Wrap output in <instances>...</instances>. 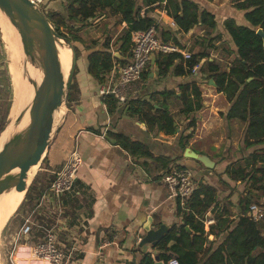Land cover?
Listing matches in <instances>:
<instances>
[{
  "label": "crops",
  "instance_id": "obj_1",
  "mask_svg": "<svg viewBox=\"0 0 264 264\" xmlns=\"http://www.w3.org/2000/svg\"><path fill=\"white\" fill-rule=\"evenodd\" d=\"M131 1L133 12L141 17L146 15L154 19L160 41L163 42L162 33L165 32L164 37L167 38L165 43L176 45L181 55L189 53L191 56L202 54L206 56L201 57L200 63H203L205 59L214 62L213 58L205 54L212 55V52L223 42L234 50L231 37L221 24L222 17H232L238 24H246L243 9L235 6L236 3L245 0H196L202 5H209L210 11L217 16V25L211 34H206L205 30L198 25L188 31H180L172 17L163 8V2L149 4L144 0ZM68 4L69 0L44 1V7L49 12L57 11L63 14H66ZM101 5L102 9L95 11L94 16L84 21L71 19L68 24V30L83 41V44L75 42L82 53L77 58L79 67L76 63L72 100L69 102L73 122L79 125V129L71 135L72 149L70 151L75 150L82 157L75 186L60 200L48 196L50 173L54 170L41 167L33 183L26 190L29 204L22 212V216L24 219L29 216L39 226V228L33 226L30 236L33 241L40 239L44 229L56 227L59 242L73 252L70 264H138L144 255H149L154 260L159 253L157 249L159 241L155 245H139L144 235L142 226L148 217L152 219V228H158L163 224L167 231L172 225L182 223L181 214L177 215V201L169 197L167 186L162 182V177L168 170L188 169L196 185L201 181L217 189V204L213 209H209L205 217L214 215L226 197L232 214L238 215L237 200L246 188L240 193L233 192L232 181L234 180H231L225 173L227 165L233 161L226 162L225 159L221 160L220 156L214 157L213 166L209 168L200 161L184 155L185 149L189 148L192 152L206 155L211 159L208 151L197 144V140L202 136L193 137L194 128L187 125L188 115L201 110L202 105L199 110L190 113L182 111L183 105L179 99L178 86L200 82L199 76L197 77L198 69L190 75L174 73V66L180 62H184L185 66L186 60L183 56L182 60L175 61L165 76L158 75L155 64H152L150 60L151 66H146L144 70H148L149 74L146 77H140L133 84L128 92L127 101L116 102L113 112L107 111L103 96L98 94L101 81L95 80L87 73L86 55L88 51L84 49V46L92 50L99 48L105 41H109L111 48L115 45L122 60L129 58L119 51L123 43L124 30L129 23L121 18L119 10L113 12L112 6ZM199 11H201V5ZM173 36L176 38V43L173 41ZM130 44L132 45L131 40ZM160 54L154 53V62L160 58ZM115 65L117 63L113 67ZM162 92L174 94L165 96ZM153 93L156 95L151 97ZM130 100H146L155 108L167 107L176 121L175 136L169 138L160 134L156 129L148 130L143 122L128 113ZM174 101H178L182 107H172ZM65 109L67 112V106ZM195 115L197 116V113ZM233 119L226 118L231 130ZM205 127H208V123H205ZM110 133L123 134L131 140H140L155 156L159 157L151 159L132 156L116 143ZM180 135L190 136L188 140H185L184 149L178 143ZM70 151L65 153L62 163ZM220 160L221 162L217 163ZM216 174L218 181L214 179ZM58 201H61L60 204L57 203ZM209 226L204 224L205 232H208ZM226 234L222 232L218 235L222 236L221 241ZM208 236L210 239L218 237L212 234ZM205 245L206 243L204 247Z\"/></svg>",
  "mask_w": 264,
  "mask_h": 264
},
{
  "label": "trees",
  "instance_id": "obj_2",
  "mask_svg": "<svg viewBox=\"0 0 264 264\" xmlns=\"http://www.w3.org/2000/svg\"><path fill=\"white\" fill-rule=\"evenodd\" d=\"M144 1L149 4L163 2V8L172 17L180 31H188L198 25L205 30L206 34H211L217 25V16L210 11V6L202 5L196 0ZM101 4L112 6L113 12L119 10L121 18L129 23L122 36L123 43L119 47L120 53L129 57L131 32L147 29L155 23L152 17L146 15L141 17L133 12L131 0H69L66 14L57 11L45 13L43 9L42 11L55 31L73 45L78 58L82 52L75 42L83 44V41L68 30L69 21L71 19L84 21L94 16L95 11L102 9ZM200 5L201 11H199ZM235 6L243 9L246 24H238L232 17L221 19V24L230 35L234 46L231 53L235 54V57L229 69L222 70L208 60L200 63L201 57H206L202 54L201 56H190L185 62L186 68H184V62H180L174 66L173 71L176 75H190L192 67L198 66L199 72L209 73V78L213 79L219 92L227 94L231 101L234 99L226 118L229 120L236 118L241 123L247 124L244 137L245 147H261L229 163L225 173L231 180L247 181L251 186L247 187L237 200L239 213L235 225L230 227L232 223L230 217L234 216L230 210V204L229 206L223 205L218 207L213 215L215 224H211L208 232H205V215L217 204V189L201 181L197 183L185 208L177 204V215L181 214L182 223L172 225L157 244L159 250L157 257L163 263L175 257L179 264H264V215L258 221L247 216L249 206L258 204V197L264 196V44L262 38L256 34L258 27L264 31V0H245L236 3ZM164 33H162V39L166 42L167 38L164 37L166 35ZM173 41L176 43L174 36ZM84 49L88 51L86 55L87 73L97 81L102 82L105 74L113 68L115 63H126L125 60L113 56L109 41H105L97 49L89 50L86 46ZM176 60H182V55L178 52L160 54V58L154 62L158 75L165 76ZM150 66L149 63L147 67ZM148 74V70L144 71L141 77H146ZM73 77L66 96L68 111L47 147V152L40 163L42 168L55 170L61 167L65 153L72 149L71 135L79 129L78 123L73 122L70 115L72 110L69 108L74 88ZM178 88L184 113L201 108L202 97L198 84L191 82L179 85ZM162 93L165 96L174 94L172 92ZM154 95L156 93L151 94V97ZM103 103L109 113H112L116 107V100L111 95L103 96ZM160 107L163 109L155 108L146 100H130L128 113L143 122L148 130L156 129L160 134L173 138L177 127L176 121L167 107ZM4 125L5 120H2L0 132ZM110 135L132 156L151 159L159 157L155 156L140 140H131L123 134L110 133ZM188 137L190 136H179L178 143L182 149L185 148V140ZM52 178L53 176L50 181ZM222 232L227 233L226 237L215 248L204 247L209 234L218 236ZM138 264H155V262L149 255H144Z\"/></svg>",
  "mask_w": 264,
  "mask_h": 264
},
{
  "label": "water",
  "instance_id": "obj_3",
  "mask_svg": "<svg viewBox=\"0 0 264 264\" xmlns=\"http://www.w3.org/2000/svg\"><path fill=\"white\" fill-rule=\"evenodd\" d=\"M0 10L17 30L25 60L30 62L41 78L39 84L28 76L33 95L29 104L14 120L18 126L27 115L26 123L21 128L14 129L0 149L1 194L11 189L19 192L27 190L26 171L41 163L48 145L64 120L65 112L60 124L53 129L55 111L61 106H66V96L72 82L77 56L73 45L55 31L44 12L31 0H0ZM256 34L262 38L264 44L263 29L258 28ZM57 45L65 46L71 52L70 68L66 76L61 70ZM113 56L123 59L118 52ZM154 58L153 53L150 59L152 64ZM124 60L127 61L128 58ZM8 122L0 134L6 129ZM184 155L200 161L205 167L213 166L209 157L196 154L189 148L185 149ZM151 224L152 219L148 217L142 226L144 235L139 241L140 246L157 244L167 231L163 224L158 228H152ZM186 229L188 230L187 227ZM154 260L155 264H163L157 256Z\"/></svg>",
  "mask_w": 264,
  "mask_h": 264
},
{
  "label": "rangeland",
  "instance_id": "obj_4",
  "mask_svg": "<svg viewBox=\"0 0 264 264\" xmlns=\"http://www.w3.org/2000/svg\"><path fill=\"white\" fill-rule=\"evenodd\" d=\"M42 9L45 11V13L49 12V10H46L44 6ZM0 17H3V15L0 14ZM17 46V50L19 53L18 56L17 54L7 49L8 47L2 41L0 30V122L2 120H5V124L8 121L10 122L11 115H14V111H16L18 92L17 83L20 80L14 82V75L17 66H19V70L21 71V54L19 43H17ZM60 48L62 47L60 46ZM112 49L113 54L117 52L115 45H113ZM231 52L232 50L230 49V46L227 43L223 42V44H219L218 48L214 52H212V55H205H207V57L213 58V63L218 65L222 70H228L232 65V60L235 57V54H232ZM62 55L65 57L67 65L71 63L69 58V51H64ZM13 57H16L18 59V64H16L17 62L14 63ZM206 60L208 59H205V61ZM77 66L79 67V62L77 63ZM198 76L200 79L198 86L203 99L202 108L198 112H195L197 113V116L195 115V113H191L186 119L188 127L191 126L194 128V131H192L193 137L198 138V136H202V138L197 140V144L200 145L202 149L208 151V153L211 155L210 160L212 161L214 157L220 156L221 160L225 159L226 162L235 161L248 155L254 149L261 147H245L243 139L245 136L247 124H243L236 119H233V121H231L233 126L231 130L229 128V122L225 118L228 110L234 102V99L231 101L227 94L223 92L221 93L217 90L214 81L209 78L208 72H199V74L197 73V77ZM26 95L27 93L25 94V96ZM25 96L22 98L21 102L24 100ZM177 106L181 105L178 101H174L172 107L177 108ZM64 112H66V109L64 106H61L60 110L58 111L60 116L55 123L54 129L60 124L64 116ZM205 123H208L207 128L205 127ZM191 135L192 134H190V136ZM189 138L190 137H188L187 140ZM221 160L217 163H220ZM40 169L41 167L39 163V165L35 169L31 181L27 185V188L31 186L33 180L36 177V174L40 172ZM56 170L58 169H55L54 172ZM54 172L50 173V178L54 175ZM214 179L218 181L217 174L214 176ZM232 184H234L233 192L235 191V193H240L245 188L251 186L247 181H232ZM28 200L29 199L26 198V191H24L23 201L21 202L18 209L10 215L5 223L0 225V264H39L38 261L34 258L30 259V248H28L32 243H35V241H33L32 239L27 240V244H17L16 248V244L13 241L15 232L24 223L22 212L25 210L27 204H29ZM227 200V197L223 199L220 207L223 205H227L229 202ZM257 200V205H259L261 209H264V196H259ZM237 216L238 215L234 213V216L230 217V220L232 221V223L230 224L231 228L235 225ZM212 217L213 215H210L207 217V219H211ZM34 235H36V233H34ZM221 237L222 236H218L217 238L214 237L215 239H210L209 236H207L205 247L211 246L212 248H214L215 245L221 241Z\"/></svg>",
  "mask_w": 264,
  "mask_h": 264
},
{
  "label": "built area",
  "instance_id": "obj_5",
  "mask_svg": "<svg viewBox=\"0 0 264 264\" xmlns=\"http://www.w3.org/2000/svg\"><path fill=\"white\" fill-rule=\"evenodd\" d=\"M36 6L42 10L45 0H31ZM131 51L126 63L115 65L104 77L99 84L98 94L100 96L111 95L117 103L127 101L128 92L135 82H137L146 66L150 62L153 53H173L179 49L172 43H165L158 38L157 27L155 24L147 29L135 30L131 33ZM185 60L191 56L189 53H182ZM197 69V66L192 67V72ZM82 163L81 155L73 150L66 156L61 167L54 172L48 186V196L60 200L65 195L69 194L76 182L77 171ZM162 182L165 183L168 189L169 197L177 201L181 208H185V204L194 191L196 184L193 181V175L190 170L185 168H172L162 177ZM61 201L57 203L60 204ZM59 207V206H58ZM264 215V209H261L257 204H251L247 216L258 221ZM214 220H204V224L211 225ZM33 226L39 228L28 216L24 219L23 225L15 232L13 241L15 248L17 244H27L30 240ZM43 235L32 243L30 248V259L40 260L47 264H70L73 258L72 250L66 249L57 238V228L50 227L43 231ZM27 246V245H25ZM164 264H179L175 257H171Z\"/></svg>",
  "mask_w": 264,
  "mask_h": 264
},
{
  "label": "bare ground",
  "instance_id": "obj_6",
  "mask_svg": "<svg viewBox=\"0 0 264 264\" xmlns=\"http://www.w3.org/2000/svg\"><path fill=\"white\" fill-rule=\"evenodd\" d=\"M0 14L3 15V17H0V30H1L2 41L8 47L7 49L17 54V56L19 54L17 50V47H18L17 43H19V49H20V54H21V71L19 70V66H17L15 75H14V82H17L20 80L17 83L18 92H17L16 111H14L15 112L14 115H11V119H10V122L8 123V126L0 135V149H1L4 142L8 139L9 135L11 134V132L14 131V129L21 128L26 123L27 115H25V117L23 118V120L18 126L15 125L14 120L18 116V114L21 112V110H23V108H25L29 104V102L31 101L32 95H33V89L28 81V76H31V78L35 79L37 83L39 84L41 83V78L39 74L37 73V71L32 67L30 62L25 60V57L22 52L20 37H19L17 30L13 27L9 19L2 12ZM60 46L61 45H57L58 50H59V60H60L61 70L64 76H66L70 68L69 66L70 63L67 65L66 59L62 54L64 53V51H69V54H70L69 58L71 62V52L67 47L61 46L62 48H60ZM60 51L62 52V54ZM13 61L14 63L17 62L16 64H18L19 62L16 57L15 58L13 57ZM26 93L27 95L25 96ZM24 96L25 98L21 102ZM60 108L56 110L54 113L53 129H54L57 119L60 116L58 113ZM17 111H18V114H17ZM37 166L38 165L32 166L29 170L26 171L25 181L27 182V184H29V182L31 181ZM23 197H24V191L19 192V191H16L15 189H11L9 191H5L0 194V225L5 223L6 220L10 217V215L15 212V210L21 204ZM37 261L41 264H47L46 262H42L40 260H37Z\"/></svg>",
  "mask_w": 264,
  "mask_h": 264
}]
</instances>
